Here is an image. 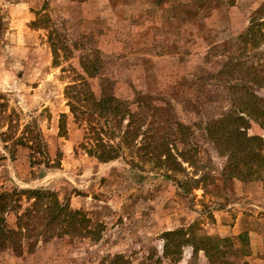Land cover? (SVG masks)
Listing matches in <instances>:
<instances>
[{
  "label": "rangeland",
  "instance_id": "1",
  "mask_svg": "<svg viewBox=\"0 0 264 264\" xmlns=\"http://www.w3.org/2000/svg\"><path fill=\"white\" fill-rule=\"evenodd\" d=\"M76 73L96 97L109 82L133 112L139 95L170 105L191 128L178 148H196L195 164L165 173L132 169L130 149L89 156L64 93ZM226 115L245 120L229 119L217 143L235 144L243 127L264 160V0H0V193L47 189L91 231L22 256L0 249V264H264V161L219 153L207 127ZM190 227L209 259L191 244L164 248L165 233Z\"/></svg>",
  "mask_w": 264,
  "mask_h": 264
},
{
  "label": "trees",
  "instance_id": "2",
  "mask_svg": "<svg viewBox=\"0 0 264 264\" xmlns=\"http://www.w3.org/2000/svg\"><path fill=\"white\" fill-rule=\"evenodd\" d=\"M57 52V48L52 47L54 56ZM81 67L84 72L91 74L87 62L83 61ZM71 82L72 84L66 87L64 92L67 106L74 124L81 127L83 131L80 147L89 156L106 163L121 158L120 153L130 149V159L127 162L132 169L143 171L148 165L152 170H161L165 173L182 172L184 164L189 167L195 164L196 148L192 150L178 148V143H187L186 136L191 128L167 112V108L173 111L170 105L169 107L151 106L147 96L139 95L136 98L138 111L133 112L127 103L108 93L109 82L107 81H102L100 85V97L94 95L88 81L78 73ZM231 118H233L231 115H226L212 120L207 127L208 135L215 139L219 153L227 156L232 162L234 160L239 163L245 159L249 161L258 158L263 162L261 154L250 146L252 142L260 139L248 137L243 133V127L235 125L231 129L237 137L235 144L226 143L228 146H224L222 142L217 143V135L226 130V124ZM231 120L243 122L245 119L238 116ZM124 121H126L125 125H123ZM11 128L12 126L8 123L7 129ZM59 131L66 133L61 120ZM25 138L21 137L15 143L24 144L23 146L32 153L41 155V143L38 141L34 145H29L27 141L23 143ZM235 169H238L237 164ZM246 169L249 167L246 166ZM244 173L246 177L243 175L241 178L252 175L250 171ZM240 174L241 172L237 176ZM193 182L198 185L201 181L195 179ZM21 198L27 202V207H22ZM10 212L15 217L13 228H8L5 219V215ZM88 222L84 213L72 210L67 203L60 202L57 194L47 189L13 190L0 193V249L10 250L16 256L31 254L39 243H48L56 238L62 239L67 235L76 238L91 234L86 227ZM187 231L165 233L164 238L168 243L164 245V248H168L169 242L172 245L174 242V246L178 249L183 245L191 244L193 252L203 251L209 259V248L194 246V237H190L191 227ZM201 240L206 241V239Z\"/></svg>",
  "mask_w": 264,
  "mask_h": 264
},
{
  "label": "crops",
  "instance_id": "3",
  "mask_svg": "<svg viewBox=\"0 0 264 264\" xmlns=\"http://www.w3.org/2000/svg\"><path fill=\"white\" fill-rule=\"evenodd\" d=\"M203 252V251H202ZM204 253V252H203Z\"/></svg>",
  "mask_w": 264,
  "mask_h": 264
}]
</instances>
